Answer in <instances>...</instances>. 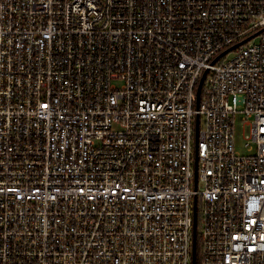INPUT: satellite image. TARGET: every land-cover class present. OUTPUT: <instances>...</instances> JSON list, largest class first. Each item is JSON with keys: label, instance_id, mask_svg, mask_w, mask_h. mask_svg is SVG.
<instances>
[{"label": "built area", "instance_id": "built-area-1", "mask_svg": "<svg viewBox=\"0 0 264 264\" xmlns=\"http://www.w3.org/2000/svg\"><path fill=\"white\" fill-rule=\"evenodd\" d=\"M196 199L264 264V0H0V264H193Z\"/></svg>", "mask_w": 264, "mask_h": 264}, {"label": "water", "instance_id": "water-1", "mask_svg": "<svg viewBox=\"0 0 264 264\" xmlns=\"http://www.w3.org/2000/svg\"><path fill=\"white\" fill-rule=\"evenodd\" d=\"M239 44H236L233 47H236ZM233 47L227 49L224 51L221 55L225 54L228 50L232 49ZM220 57V56H218ZM208 70L205 71L204 75L201 78L200 85L198 88V98H197V106L200 104V94H201V88L205 79V76L207 74ZM199 135H200V115L197 114V120H196V154H195V168H196V177L198 176V165H199ZM195 223H194V236H193V264H195L196 260V255H197V249H198V243H197V216H198V211H197V199L195 201Z\"/></svg>", "mask_w": 264, "mask_h": 264}, {"label": "rangeland", "instance_id": "rangeland-1", "mask_svg": "<svg viewBox=\"0 0 264 264\" xmlns=\"http://www.w3.org/2000/svg\"><path fill=\"white\" fill-rule=\"evenodd\" d=\"M239 128H241V127L239 126ZM243 145H244V139L239 135L238 140H237V146L239 149L245 150Z\"/></svg>", "mask_w": 264, "mask_h": 264}, {"label": "trees", "instance_id": "trees-1", "mask_svg": "<svg viewBox=\"0 0 264 264\" xmlns=\"http://www.w3.org/2000/svg\"><path fill=\"white\" fill-rule=\"evenodd\" d=\"M198 250H199V245H198Z\"/></svg>", "mask_w": 264, "mask_h": 264}]
</instances>
